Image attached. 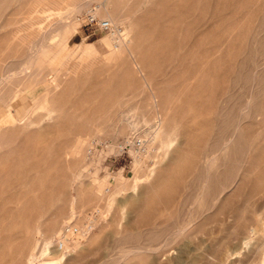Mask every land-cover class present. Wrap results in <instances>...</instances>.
Returning <instances> with one entry per match:
<instances>
[{"label": "rangeland", "instance_id": "obj_1", "mask_svg": "<svg viewBox=\"0 0 264 264\" xmlns=\"http://www.w3.org/2000/svg\"><path fill=\"white\" fill-rule=\"evenodd\" d=\"M0 203V264H264V0H0Z\"/></svg>", "mask_w": 264, "mask_h": 264}, {"label": "bare ground", "instance_id": "obj_2", "mask_svg": "<svg viewBox=\"0 0 264 264\" xmlns=\"http://www.w3.org/2000/svg\"><path fill=\"white\" fill-rule=\"evenodd\" d=\"M93 14H96V13H94L93 12ZM97 15V14H96ZM102 19H104V20H108V22H109V24H110V26H111V28L109 29V30H113V23L109 20V19H106V18H102ZM55 81V80H54ZM108 101V100H107ZM106 101V102H107ZM104 103V102H103ZM102 105V104H101ZM103 105H105V103L103 104ZM99 107V106H98ZM96 108H97V106H96ZM93 113H94V111H93ZM93 113H91L92 115H93ZM96 113V112H95ZM94 116V115H93ZM22 122V121H21ZM35 133H36V131H34ZM34 133H32V135H33ZM37 135V134H36ZM36 139L38 138V135H37V137H35ZM35 141V140H34ZM139 146H141V144H139ZM178 150V149H177ZM176 150V151H177ZM146 152V151H145ZM178 152V151H177ZM176 152V153H177ZM175 153V154H176ZM141 154V153H140ZM138 156V155H137ZM36 157H37V155H36ZM141 157H142V155H141ZM35 164V163H34ZM34 164H33V166H34ZM197 169H198V167H197ZM207 170V169H206ZM30 171V170H29ZM195 171V170H194ZM196 172V171H195ZM198 172V171H197ZM197 174H199V172L197 173ZM201 174V173H200ZM207 175V174H206ZM198 181V180H197ZM138 182V181H137ZM39 183V182H38ZM41 183V182H40ZM44 184V183H43ZM40 187V186H39ZM57 188V187H56ZM60 188V187H59ZM56 190V189H55ZM26 195V194H25ZM40 196V195H39ZM55 196V195H54ZM160 196H161V193H160ZM18 197H19V194H18ZM17 197V198H18ZM27 197V196H26ZM31 197V196H30ZM33 197V196H32ZM35 198V200H36V196L35 197H33L32 199H34ZM40 198V197H39ZM44 198V197H43ZM28 199V198H27ZM30 199V198H29ZM29 199L28 200H26V201H28V204L30 203V201H29ZM16 200V199H15ZM40 200V199H39ZM42 202H43V199L41 200ZM8 202V201H7ZM25 202V201H24ZM130 202V201H129ZM22 203V206H23V202H21ZM26 203V202H25ZM1 204V203H0ZM31 204V203H30ZM29 204V205H30ZM35 204H37V202L35 203ZM41 204V203H40ZM43 204V203H42ZM5 205H8V204H5ZM21 205V204H20ZM25 205V204H24ZM27 205V204H26ZM34 204L32 203V206H33ZM44 205V204H43ZM149 205V204H148ZM148 205H146L147 207H148ZM21 206V207H22ZM31 206V207H32ZM141 206V205H140ZM7 207V206H6ZM24 207H26V206H24ZM24 207H22V208H24ZM44 207V206H43ZM13 208V207H12ZM30 208V207H29ZM33 208H35V207H33ZM8 209V207L6 208V209H4V211L5 210H7ZM31 209V208H30ZM13 210V209H12ZM35 210H37L38 211V209H35ZM146 210V209H145ZM8 211H10V209L8 210ZM7 211V212H8ZM18 211H19V209H18ZM64 211V210H63ZM147 211V210H146ZM16 212V211H15ZM20 212V211H19ZM10 213V212H9ZM63 214V213H62ZM140 214V213H139ZM143 216V215H142ZM89 218V217H88ZM142 218V217H141ZM144 218H145V216H144ZM147 218V217H146ZM91 219V218H90ZM94 221V220H93ZM92 223V222H91ZM91 223H88V224H86L84 227H81V226H79V225H77V224H75V223H71L72 225H74L76 228H77V233L78 234H80V235H84L85 233H86V231H88L89 232V230L91 229V228H93V224H91ZM40 227V226H39ZM63 231H64V233H65V235H64V237H61V247L59 246V245H57L56 244V248L57 249H59V250H61V251H64V250H67L68 248H69V245L67 244V240H69L67 237H69V235L72 233L71 231H68V229H66L65 228V226H64V228H63ZM151 249V248H150ZM145 251H146V249H145ZM150 251V250H149ZM64 253L65 252H60V254L61 255H64ZM46 264V263H45Z\"/></svg>", "mask_w": 264, "mask_h": 264}, {"label": "built area", "instance_id": "obj_3", "mask_svg": "<svg viewBox=\"0 0 264 264\" xmlns=\"http://www.w3.org/2000/svg\"><path fill=\"white\" fill-rule=\"evenodd\" d=\"M91 25L93 26H97L98 28L100 29H103V30H109L111 28L108 20H104L102 18H99L96 14H93V13H88L85 15L84 17ZM138 144H141L142 146L144 145L143 142L141 140H138ZM66 229H68V231H71L72 233L73 232H76L77 231V228L72 225L71 223H68L66 226H65ZM88 232V231H86ZM63 236L61 237H64L65 233L64 231L62 232ZM61 237L58 239V241L56 242L57 245H59L61 247ZM68 239H70V237H67Z\"/></svg>", "mask_w": 264, "mask_h": 264}]
</instances>
